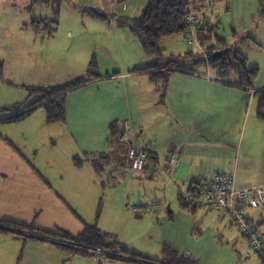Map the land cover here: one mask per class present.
<instances>
[{"label":"crops","instance_id":"crops-1","mask_svg":"<svg viewBox=\"0 0 264 264\" xmlns=\"http://www.w3.org/2000/svg\"><path fill=\"white\" fill-rule=\"evenodd\" d=\"M76 1L81 6L87 5L89 11L104 14L106 19L99 20L87 11L81 23L64 26L59 23V9L55 32L46 31L45 27H54L47 18L50 21L42 22L38 29L30 27L31 35L26 39L42 45L43 53L52 61L57 55L70 58L76 69L71 78L78 79L88 77L83 71L94 56L107 61L117 52L111 49L112 40L127 35L131 28L127 19L141 15L149 0ZM231 1L226 6L229 12L235 5V0ZM245 1L237 0V3L242 5ZM248 1L255 9L253 14L264 8V1ZM34 3V10L39 3L53 11L56 3L61 4L60 0H32L28 8ZM261 18L264 19V13ZM217 38L229 50L239 52L223 37L217 35ZM198 46L202 48L200 43ZM127 60L113 74L102 71L98 61L99 72L93 74L92 80L67 94L64 122L49 123L41 105L25 120L0 121V219L74 236L81 234L85 225H96L109 234L99 220V212L102 214V209L106 205L109 209L112 203L108 190L112 172L102 175L103 166L111 163L115 178L122 170L123 176L129 175L126 179L129 190L113 193L118 195L112 205L119 214L129 215L131 210L126 206L130 203L146 209L153 202L149 200L151 193H158L161 187L168 203V216L161 214L156 219L166 223L164 230L169 235L164 237V242L173 249L174 243H181L183 252L178 257L201 264L202 255L210 252L214 257L218 253L216 248L221 243L218 236L225 233L229 236L225 244H243L248 252L247 243L231 215L202 208L186 209L180 196L188 193L191 185L200 187L209 181L214 171L234 173L236 183L241 186L264 184V120L258 117L257 96V91L264 88H242L235 84L239 82L238 74L235 81H227L219 78L212 68L206 72H190L180 66L183 70L170 72L167 80H154L152 73L131 72L136 66L149 63L141 57L139 47L127 53ZM59 66L61 63L55 62L52 69ZM4 74L3 70L1 76ZM55 76L57 71L51 78ZM70 81L52 80L39 87H55ZM5 87L11 90H3L5 97L20 99L23 96L16 87L26 86L10 77ZM35 95L38 98H29L24 105L15 102L0 109L14 107L25 112L41 99L40 94ZM125 122L133 125L137 144L147 149L154 163L164 171L156 170L154 163L143 172L131 170L127 162L129 133L125 132L126 138L121 140ZM173 153H179L181 162L170 182L167 172ZM75 157L83 160L81 166L75 164ZM100 194L106 195L105 202L100 197L96 208ZM247 213L254 225V220L264 224V208ZM194 233L212 238L202 241V238H192ZM120 243L124 244L121 240ZM102 252L82 257L49 242L0 235V264H128L107 260ZM164 259L166 254L159 260Z\"/></svg>","mask_w":264,"mask_h":264},{"label":"rangeland","instance_id":"rangeland-1","mask_svg":"<svg viewBox=\"0 0 264 264\" xmlns=\"http://www.w3.org/2000/svg\"><path fill=\"white\" fill-rule=\"evenodd\" d=\"M184 1L188 3L191 12H196L195 16L197 18H203L202 14H197V8H201V4L204 6L206 5L203 0ZM209 1H213L212 8H215L214 10H211V8L207 12V15L210 16L213 23L214 33H207H211L213 36L210 39L207 38L203 43L199 41L202 48L195 44H188L183 35L163 38L160 41V47L163 50L160 63L167 66L170 65L171 61H174L190 72L209 71L211 65H209L208 56H211V52H217V48L214 49L215 46L220 48L215 40V36L218 35L223 37L230 46L236 47L239 50V53L247 60L248 68L258 69L259 75L255 82V87L264 88V19L261 18L262 13H264V8L262 7L258 13L253 14L252 11L255 9L252 7V3L250 4L249 1L246 0L242 5H239L237 0H235L233 11L229 12V7L226 8V6L232 4L231 0H208V2ZM60 2L59 23L61 25L66 26L70 23H81L84 21L83 15L89 11L87 5L81 6L76 0H60ZM30 3H32V0H0V61L4 63L5 71L4 76H1L0 73V107H10V105L15 102L24 105L29 98H38V95H30L28 91L29 87L38 88L44 82L49 84L52 80L53 82H58L63 79L66 81H73V79L77 78H71L76 69L73 68L72 61L69 62L70 58L62 59L57 55L52 61L51 58L43 53L42 45L26 39L31 35L30 27H32L34 22L41 23L43 19H53L56 16L55 11L39 3L35 10L30 13L29 9H27ZM50 4L52 5L53 3ZM130 29L126 36H121L119 40H112L113 48L111 49L117 51L121 55L119 56V54L115 52V54L110 55V59L107 61H102L103 59L97 55L94 56L97 64L96 68L91 70L88 65L86 71H83L84 75L87 76L90 73H98V61L100 62L102 71L109 72L110 74L118 72L121 65L128 61L127 53L134 52L138 47L141 50V57H143V60L145 58L147 60L146 62L149 63L156 61L153 55L145 51L137 34ZM241 39L242 41H240ZM225 48L229 49V46ZM208 50L210 51V55ZM230 59L234 60L235 56L230 55ZM185 60L186 63L183 64ZM55 62L61 63V66L52 69ZM56 71L57 76L51 78L52 73ZM213 75L215 76L214 72ZM10 77L16 78L19 84L26 86L22 88L16 87L17 91H19L18 93L23 96L22 98L17 99L16 96H14L13 99L5 97V92L3 90L11 91L5 87V83ZM225 78V80L233 82L236 79V73L230 72ZM120 109L123 110V107H120ZM124 121L126 120L124 119ZM110 165L111 163H107L103 166L105 172L102 173V175L105 177L109 171L112 172H110L111 174L109 177L111 186L108 187V190L110 189L111 193L109 202L113 203L115 199H118V195L113 193H120V191L126 192L129 190L128 186H130V184L126 181L129 175H126V177L123 176L125 173L123 170L119 177L115 178L113 169ZM135 186L136 185L133 183V187ZM158 188L159 194L152 192L150 195L149 192L148 196L150 195L149 200L153 202L163 201L165 203L166 208L159 213L148 211L145 208H139V205L135 203H130L126 206L131 210L127 216L124 215V213L119 214L116 212V208L113 207L112 203L109 205V209L107 205L105 210L102 209V214L99 212V220L102 221L105 231L110 232L109 235L114 237L117 235L119 238L118 241L120 242L121 240L132 252L145 256L143 253L145 251L151 254V256H153L152 258L156 260L164 258L166 254L164 249L165 246H169L173 249L171 245L164 242V237L169 235V232H165L164 230V224L166 223L156 219V216L160 217L161 214L168 216V203L164 193L162 194L161 192V187L159 186ZM100 197L102 201L104 200L105 202L106 195L100 194L96 199V208ZM130 198L133 199V196L130 195ZM143 206L146 205L143 203ZM260 212H262V210H260ZM254 221L257 225L256 227L258 228L260 237L264 238V224H259L258 220ZM239 233L247 243L248 252H246L243 244H225L229 239V236L225 233L218 236V241L221 242L218 248H216L218 253L214 255V257L210 252L202 255L201 264H262L261 256L259 253L251 250L249 238L240 228ZM194 234L195 237L192 238H202V241L208 242L212 238L211 236L204 238L205 235L199 236L197 233ZM174 246L176 247L174 249L178 252L177 255H180V252H183L180 250L182 246L181 243L176 242Z\"/></svg>","mask_w":264,"mask_h":264},{"label":"trees","instance_id":"trees-1","mask_svg":"<svg viewBox=\"0 0 264 264\" xmlns=\"http://www.w3.org/2000/svg\"><path fill=\"white\" fill-rule=\"evenodd\" d=\"M263 3L264 0H259ZM206 5L201 4V8H197L198 11L206 9L207 21L205 25L209 29V32L214 33L213 23L210 16L207 15L209 9L213 6V1L203 0ZM34 5H31L28 9L32 13L34 11ZM56 16L51 19V23L54 27L46 28L48 34H51L57 30L58 26V15L60 5H54ZM212 8L211 10H214ZM97 19L105 20L104 14L90 10ZM191 14V10L188 7V3L184 0H149L146 9L135 18L127 19V23L131 26L132 30L140 38L145 51L156 58V61L148 64L136 66L131 72L134 73H152L154 80H167L170 72L181 69L178 63L170 62V65H162L160 59L162 58V49L160 47V41L166 37L181 36L185 33L189 26L188 17ZM48 19L41 21L46 22ZM50 21V20H49ZM41 23L34 22L32 27L38 29ZM207 36V37H206ZM213 36L211 33L199 34V40L201 43L207 38L210 39ZM216 43L220 46L214 49L217 52H211L209 57V65L211 68L219 74V78L225 79L230 72L238 74L239 82L235 83L245 89L255 88V82L258 78L259 71L256 68H248L247 60L237 51L229 50L228 54H223V51L228 50L226 44L222 39H218L215 36ZM209 55L210 51L208 50ZM230 55H234L235 59H230ZM90 69L96 68V62L94 59L90 62ZM171 67V68H168ZM4 70V63L0 61V73ZM153 70H156L153 72ZM93 74H89L88 77H82L65 83L63 85L42 88L32 87L28 89L30 95L40 94L41 99L31 106L25 112L18 111L14 107L0 109V121L5 123H14L25 120L30 114L42 106L45 108L47 113V121L49 123L64 122L66 119V106H67V94L72 90H75L93 78ZM166 82V81H165ZM264 90V89H263ZM258 90V117L264 120V91ZM130 145V144H129ZM129 148V146H128ZM127 148V152H128ZM74 162L77 166H81L83 160L80 157H75ZM191 197H197L198 186L191 185L188 191ZM182 205L186 209H192L189 207L184 200L182 195L180 196ZM195 210V209H194ZM13 235L22 238L35 239L44 242H49L64 251H67L74 255L79 256H90L94 253L101 251L105 258L110 261H120L128 264H196L194 261L187 257H178L176 252L169 246H165L166 259L159 260L153 259L143 254L132 252L120 243L114 236L102 232L96 225H85L84 230L81 234L74 236L67 232H51L43 231L35 228L34 226L22 225L19 223L6 221L0 219V235ZM261 256V255H260ZM262 263L264 264V259Z\"/></svg>","mask_w":264,"mask_h":264},{"label":"built area","instance_id":"built-area-1","mask_svg":"<svg viewBox=\"0 0 264 264\" xmlns=\"http://www.w3.org/2000/svg\"><path fill=\"white\" fill-rule=\"evenodd\" d=\"M196 12H191L188 17L189 26L183 37L188 44L199 45V34L209 32L205 25L207 21L206 9L198 11L203 18H197ZM264 91V90H263ZM129 133L130 145L127 152V162L135 173L143 172L154 159L150 152L139 146L136 142V134L133 125L125 122V131L121 135V140ZM181 162L179 153H173L169 158V172L167 177L173 181V175ZM156 170L164 171L162 166L154 163ZM184 202L192 209H205L209 211L223 212L231 215L235 223L249 238L250 248L259 253L264 259V240L258 233V228L254 225L247 213L248 210L264 208V184L241 186L236 183L235 174L228 172L214 171L209 181L198 187L197 197L192 198L190 193L182 195ZM166 207L163 201H155L146 206L147 210L162 211ZM102 252V251H101Z\"/></svg>","mask_w":264,"mask_h":264},{"label":"water","instance_id":"water-1","mask_svg":"<svg viewBox=\"0 0 264 264\" xmlns=\"http://www.w3.org/2000/svg\"><path fill=\"white\" fill-rule=\"evenodd\" d=\"M229 53V49L226 51H223V53L220 54V56H222L223 54H228Z\"/></svg>","mask_w":264,"mask_h":264}]
</instances>
